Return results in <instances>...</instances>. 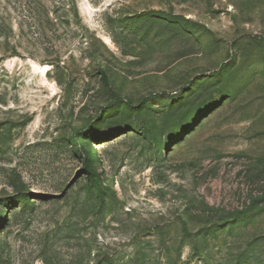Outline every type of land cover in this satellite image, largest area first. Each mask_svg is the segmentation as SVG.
Returning <instances> with one entry per match:
<instances>
[{
	"label": "rangeland",
	"instance_id": "374dc122",
	"mask_svg": "<svg viewBox=\"0 0 264 264\" xmlns=\"http://www.w3.org/2000/svg\"><path fill=\"white\" fill-rule=\"evenodd\" d=\"M0 264H264V0H0Z\"/></svg>",
	"mask_w": 264,
	"mask_h": 264
},
{
	"label": "bare ground",
	"instance_id": "6f19581e",
	"mask_svg": "<svg viewBox=\"0 0 264 264\" xmlns=\"http://www.w3.org/2000/svg\"><path fill=\"white\" fill-rule=\"evenodd\" d=\"M40 71H41L42 74H45L46 69L45 68H42Z\"/></svg>",
	"mask_w": 264,
	"mask_h": 264
}]
</instances>
